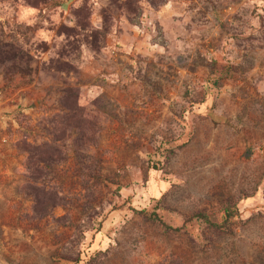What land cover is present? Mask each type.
<instances>
[{
    "label": "rangeland",
    "instance_id": "rangeland-1",
    "mask_svg": "<svg viewBox=\"0 0 264 264\" xmlns=\"http://www.w3.org/2000/svg\"><path fill=\"white\" fill-rule=\"evenodd\" d=\"M0 264H264V0H0Z\"/></svg>",
    "mask_w": 264,
    "mask_h": 264
},
{
    "label": "trees",
    "instance_id": "trees-1",
    "mask_svg": "<svg viewBox=\"0 0 264 264\" xmlns=\"http://www.w3.org/2000/svg\"><path fill=\"white\" fill-rule=\"evenodd\" d=\"M225 211H226L227 218L230 217L231 214L227 210H225ZM139 212L142 213L147 219L160 223L167 230H169V229H175L176 230L177 229V228H172V226H170V225L166 224L164 221H162L161 218L159 217V215L155 211L148 213V212L141 210ZM212 225H214L216 227L219 226L218 224H212Z\"/></svg>",
    "mask_w": 264,
    "mask_h": 264
}]
</instances>
